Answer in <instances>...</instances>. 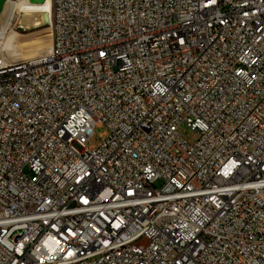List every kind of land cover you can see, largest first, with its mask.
<instances>
[{"label": "built area", "instance_id": "obj_1", "mask_svg": "<svg viewBox=\"0 0 264 264\" xmlns=\"http://www.w3.org/2000/svg\"><path fill=\"white\" fill-rule=\"evenodd\" d=\"M58 3L0 45V264H264V0Z\"/></svg>", "mask_w": 264, "mask_h": 264}, {"label": "rangeland", "instance_id": "obj_2", "mask_svg": "<svg viewBox=\"0 0 264 264\" xmlns=\"http://www.w3.org/2000/svg\"><path fill=\"white\" fill-rule=\"evenodd\" d=\"M18 0H14L12 3H8V10L10 15L11 10L14 9L13 5L16 4ZM7 8V7H6ZM44 9V8H43ZM38 12V11H36ZM42 11H39L40 13ZM26 13V12H25ZM22 11L16 10L11 17L10 27L6 33L4 42L9 55H12L13 59H24L25 57H34L38 55H44L49 52L52 44V31L50 23L48 25H42L41 18H36L34 21L27 25L21 24V19L23 18ZM36 13V15H38ZM49 21H52L49 16ZM12 24V25H11ZM12 41L14 45H11ZM8 45V46H7ZM19 49V52H18ZM10 52H13L12 54ZM25 58V59H26ZM107 131L105 125H97L94 128L93 136L88 140L87 146L97 147L104 140V133ZM179 133L181 136L186 138L188 141L194 142L198 139L199 133L192 131L185 124L181 125L179 128Z\"/></svg>", "mask_w": 264, "mask_h": 264}, {"label": "bare ground", "instance_id": "obj_3", "mask_svg": "<svg viewBox=\"0 0 264 264\" xmlns=\"http://www.w3.org/2000/svg\"><path fill=\"white\" fill-rule=\"evenodd\" d=\"M14 0H8L3 11L0 14V45H1V49H4L6 51H3V58L5 63H12V64H20V63H27V62H31V56L28 58H24V59H13L11 58L12 55H9L6 46H5V36L6 33L8 31V28L10 27V19L12 17V15L14 13H16V10L22 11L23 14V18L21 19V24L22 25H27L30 22L34 21L36 18H41L42 19V15L44 12H46L48 14V16L51 17L52 21L53 20H60L61 19V8H60V3H58V0H46L44 3L42 4H32L29 0H18V2H16V4L14 3L13 7L14 9L11 10L10 15L8 10V3H12ZM7 7V8H6ZM44 8V9H43ZM36 11H42L40 13L36 12ZM36 13H38V15H36ZM12 25V24H11ZM52 31V43H56L57 42V35H56V27H52L51 28ZM7 37V36H6ZM11 45H14V42L12 41ZM8 46V45H7ZM16 46V45H14ZM52 47V44H51ZM51 50V48H50ZM49 50V52H50ZM19 52V49H18ZM48 52V53H49ZM11 54L13 52H10ZM46 53V54H48ZM46 54L44 55H36L34 56V58L37 59H44L46 58Z\"/></svg>", "mask_w": 264, "mask_h": 264}, {"label": "water", "instance_id": "obj_4", "mask_svg": "<svg viewBox=\"0 0 264 264\" xmlns=\"http://www.w3.org/2000/svg\"><path fill=\"white\" fill-rule=\"evenodd\" d=\"M8 0H0V14L3 11L6 3ZM32 4H42L44 3L46 0H29ZM42 25H48L49 24V16L46 12L43 13L42 15V21H41Z\"/></svg>", "mask_w": 264, "mask_h": 264}]
</instances>
